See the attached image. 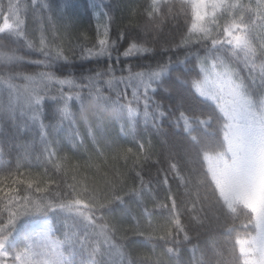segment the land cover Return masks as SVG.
<instances>
[{
    "label": "trees",
    "instance_id": "trees-1",
    "mask_svg": "<svg viewBox=\"0 0 264 264\" xmlns=\"http://www.w3.org/2000/svg\"><path fill=\"white\" fill-rule=\"evenodd\" d=\"M39 216L64 264H264V0H0V241Z\"/></svg>",
    "mask_w": 264,
    "mask_h": 264
},
{
    "label": "rangeland",
    "instance_id": "rangeland-1",
    "mask_svg": "<svg viewBox=\"0 0 264 264\" xmlns=\"http://www.w3.org/2000/svg\"><path fill=\"white\" fill-rule=\"evenodd\" d=\"M210 66L213 68L211 64ZM213 74L217 80L216 72L213 71ZM229 78L234 81L233 71L227 77V79ZM10 95L14 100H24V102L26 100L23 93L19 92L18 89L12 88ZM30 200L24 203L20 209L21 212L31 213L40 207V203L33 201V199ZM72 229L77 234V229ZM52 231L53 224L50 217L39 216L33 218L19 232L10 234L0 241V264H64L60 242L52 237ZM77 238L78 240H75L77 243H86L80 234ZM89 246L92 249L87 246H84V249L93 257L98 249L97 244L90 242ZM71 252L73 251L71 250Z\"/></svg>",
    "mask_w": 264,
    "mask_h": 264
},
{
    "label": "snow or ice",
    "instance_id": "snow-or-ice-1",
    "mask_svg": "<svg viewBox=\"0 0 264 264\" xmlns=\"http://www.w3.org/2000/svg\"><path fill=\"white\" fill-rule=\"evenodd\" d=\"M235 39L239 40L240 38L239 37H235ZM103 43H104V41H101V44H103ZM41 44L44 45L45 41L41 40ZM125 55H127V53H125Z\"/></svg>",
    "mask_w": 264,
    "mask_h": 264
}]
</instances>
